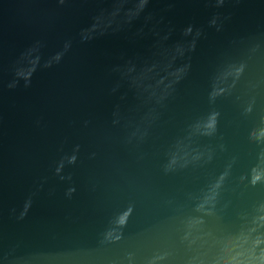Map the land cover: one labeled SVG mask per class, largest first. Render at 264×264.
<instances>
[{
	"label": "water",
	"instance_id": "1",
	"mask_svg": "<svg viewBox=\"0 0 264 264\" xmlns=\"http://www.w3.org/2000/svg\"><path fill=\"white\" fill-rule=\"evenodd\" d=\"M0 264H264V0H0Z\"/></svg>",
	"mask_w": 264,
	"mask_h": 264
}]
</instances>
